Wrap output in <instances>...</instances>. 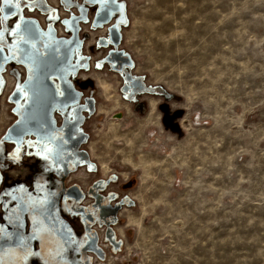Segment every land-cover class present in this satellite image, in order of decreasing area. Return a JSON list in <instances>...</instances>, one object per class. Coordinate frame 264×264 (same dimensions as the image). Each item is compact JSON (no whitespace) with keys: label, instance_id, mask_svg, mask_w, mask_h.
I'll return each instance as SVG.
<instances>
[{"label":"rangeland","instance_id":"rangeland-1","mask_svg":"<svg viewBox=\"0 0 264 264\" xmlns=\"http://www.w3.org/2000/svg\"><path fill=\"white\" fill-rule=\"evenodd\" d=\"M125 1L122 47L135 73L173 95L145 96L139 113L122 98L116 73H82L97 100L87 129L92 158L134 185L138 206L122 228L131 233L126 258L264 264V0ZM104 33L91 32L86 48ZM15 83L8 73L0 136L13 119L7 96Z\"/></svg>","mask_w":264,"mask_h":264},{"label":"flooded vegetation","instance_id":"flooded-vegetation-1","mask_svg":"<svg viewBox=\"0 0 264 264\" xmlns=\"http://www.w3.org/2000/svg\"><path fill=\"white\" fill-rule=\"evenodd\" d=\"M59 3L60 0L58 6H54L48 0H35L33 7L31 0H22L21 6L24 9L20 10L17 16L10 18L8 24L14 28L23 16L25 19H37L42 29L46 30L48 26L43 24L42 18L48 16L41 15L40 10L46 9L47 4L57 8ZM98 9V4L89 7L88 22L82 21L80 24L84 40L82 56L89 57L90 60L84 63L82 58V67L75 76H70L73 88L62 91L58 82L53 80L57 98H35L24 104L23 96L18 93L17 102H9L13 119L0 136V264H133L134 258L131 261L124 254L127 237L131 233L122 228L126 226L129 212L138 206L132 193L134 185L131 182H122L119 174L115 172L104 174L102 167L92 158L88 148L90 135L87 129L89 118L97 111V100L94 84L84 80L82 73L92 69H107L116 73L121 80L119 91L122 98L129 101L132 108L139 113L148 109L145 96H160L152 93L139 94L126 83V73L114 71L105 61L114 50L109 34L119 15L114 14L109 23L92 30V22ZM5 10L7 12V9ZM63 12L65 15L60 18L61 21L70 19L72 14L79 15L76 7L64 9ZM124 29L121 30L122 41L119 50L124 49ZM56 31L57 38L69 37L63 24L57 26ZM100 31L105 33L97 36L94 46L87 49V42L92 40L91 32ZM84 35H88V39H84ZM12 39L16 41L17 38L12 36ZM101 39L105 40L100 42ZM14 42L12 45H15ZM94 52H99L100 57L93 62ZM98 61L101 62L99 68L96 66ZM87 64L89 68L85 69ZM122 66L126 71L124 64ZM14 69L19 74V80L16 79L11 93L7 96L8 101L16 91V85L23 86L28 79L26 66L6 65L5 71L0 74L4 80L0 95L4 94L6 88V75ZM133 74L137 75L134 70ZM146 84L151 85L147 80ZM58 91L63 95L57 94ZM56 100H59L57 105ZM161 108L159 105V110ZM23 119L43 123L38 125L36 130L26 132L17 141L7 140L9 129ZM50 121L48 126L46 123ZM48 134L62 138V151L56 164L45 160L43 156H37L39 148L28 144L22 145L18 159L13 158L18 141L22 139L31 140L34 144L38 141L42 143ZM85 172L90 177L82 176ZM13 197L17 199L14 200ZM30 197H47V203L43 209L36 206L25 211L22 201L27 202ZM37 221L41 222L39 232L36 231ZM68 229H71V239L76 243L63 246L62 236ZM21 245H25L35 255L21 258ZM57 251L62 255L54 261L51 260L50 257L55 256Z\"/></svg>","mask_w":264,"mask_h":264},{"label":"water","instance_id":"water-1","mask_svg":"<svg viewBox=\"0 0 264 264\" xmlns=\"http://www.w3.org/2000/svg\"><path fill=\"white\" fill-rule=\"evenodd\" d=\"M96 4L99 5V9L96 13L94 21L92 22V30L102 28L105 24L109 23L114 14L119 15L116 25L110 29L109 34L110 44L113 46L114 50L110 52L105 61L110 64L114 71L126 73V76L124 77L126 83L130 84V88H134L139 94L152 93L157 94L160 97H164L166 101L171 100L173 95L168 93L163 87L152 85L148 86L146 84L145 76L134 75L133 70L135 69V62L132 59V55L124 49L119 50L122 41L121 30L122 28H127L130 23L127 3L124 0H116L115 3L109 4L107 9L97 3V0H60L59 7L57 8L47 4L46 9L40 10L41 15L48 16V27L46 30L42 29L37 19H25L30 21L36 29L35 37L32 38L30 43L27 45L23 43H14L15 45H12V42H14L15 39H12V36L8 34L13 28L8 24V20L12 18V16H9L8 19H4L5 13H1L2 28H0V30L7 28L8 32H5L2 36H0V69H2L0 74L5 71L6 65L14 66L20 64L26 66L27 68L31 67L30 63H21V60L24 59L22 53H24L25 49H27V54L31 55L33 50L38 49V59L36 61L37 67L34 73L32 92H30L31 99L57 98L53 80L58 82L62 91L67 89L69 91L72 89L73 86L69 80L70 76H75L78 69L82 67V58L84 59V63L90 60L89 57L82 56V45L84 40H82V28L80 24L82 21L88 22V8L94 7ZM62 7L65 10L76 7L79 15L76 16L72 14L70 19L61 21L58 16V12L59 10H64ZM23 9L24 8L21 6L20 10ZM101 17H103V19ZM57 23L63 24L65 27V33L68 34L69 37L57 38ZM88 37V35H84V39H88ZM102 40L105 39H101L100 42ZM10 48L12 49L11 52L8 51ZM13 55L15 56V59L12 58ZM115 64H117V66H114ZM123 64L127 69L126 71L122 68ZM88 68L89 66L87 64L85 69ZM10 73L17 80H19V74L15 69ZM32 93H34V95ZM17 99L18 92L16 90L9 97V102H17ZM58 101L59 100L55 101L56 105L59 103ZM166 107H168V105H166ZM160 110L163 112L167 111L164 108H161ZM118 116L121 118L120 115ZM171 116L172 115H170V117ZM42 123L43 122L41 121H35L33 119H23L22 121L15 123L9 129L6 139L17 141L31 129L36 130V127ZM46 124L50 126L51 121ZM164 125L168 127L165 122Z\"/></svg>","mask_w":264,"mask_h":264},{"label":"snow or ice","instance_id":"snow-or-ice-1","mask_svg":"<svg viewBox=\"0 0 264 264\" xmlns=\"http://www.w3.org/2000/svg\"><path fill=\"white\" fill-rule=\"evenodd\" d=\"M116 0H97V3L102 5L105 9L108 8L109 4L115 3ZM32 6H35V0H31ZM21 8V0H3V3L0 4V13H5V9H7V12L4 15V19H8L9 16L15 17L19 14ZM15 9V10H13ZM103 19V17H101ZM2 23V21H0ZM5 32H8L7 28H4L0 30V36H2ZM10 36H15L17 39L14 42L15 44L23 43L25 45L29 44L32 38L36 35V29L35 26L30 22L25 20L23 16L20 17L19 21L16 22L15 27L11 29V32L8 33ZM9 52L12 51V49H8ZM24 56V59L21 60V63H30L31 67L28 68L29 76L28 79L25 81L24 86L22 87L20 84L16 85V90L18 93H21L24 99V104H28L30 102L31 96L30 92H32L33 87V78L34 73L37 67L36 61L38 59V49L33 50L31 55L27 54V49H25L24 53H22ZM13 59H15V56H12ZM98 68L101 67V62H97L96 65ZM2 71V69H0ZM4 85L3 77L0 76V90H2V87ZM34 95V93H32ZM59 95H63V93L57 92ZM23 107V105H21ZM13 111H16L13 109ZM23 144H28L29 146L38 147L39 150L36 152L37 156H43L45 160H51L53 164H56V162L59 160L61 155V147L62 144V138H57V136L48 134L44 142H36L34 144L31 140H20L17 142V148L16 152L13 154L14 159L19 158V154L21 152V147ZM13 199H17V197H13ZM22 203L25 204V207L23 210L27 211L29 208H35L36 206H39L41 209H43L47 203V197L41 198H35L32 199L31 197L27 202L22 201ZM40 221H37V229L36 231H41L40 228ZM63 240V246H67L68 244H74L76 243L74 240L71 239V229H68L67 232L62 236ZM35 255L33 252H31L25 245H21V258ZM62 255L61 252L57 251L55 256L50 257L51 260H55L57 257H60Z\"/></svg>","mask_w":264,"mask_h":264},{"label":"bare ground","instance_id":"bare-ground-1","mask_svg":"<svg viewBox=\"0 0 264 264\" xmlns=\"http://www.w3.org/2000/svg\"><path fill=\"white\" fill-rule=\"evenodd\" d=\"M105 84H106V82H105ZM106 87V86H105ZM108 87V86H107ZM20 98V97H19ZM117 118V117H116ZM53 120V119H52ZM55 124V123H54ZM118 136V135H117Z\"/></svg>","mask_w":264,"mask_h":264}]
</instances>
